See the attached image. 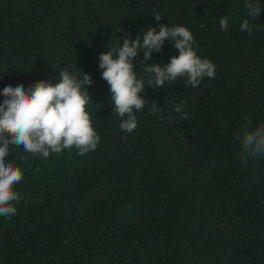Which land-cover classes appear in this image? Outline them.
Here are the masks:
<instances>
[{
    "label": "trees",
    "instance_id": "1",
    "mask_svg": "<svg viewBox=\"0 0 264 264\" xmlns=\"http://www.w3.org/2000/svg\"><path fill=\"white\" fill-rule=\"evenodd\" d=\"M244 3L0 0V92L82 70L93 80L88 111L100 136L84 155L44 159L11 146L24 179L17 214L0 217V264H264V157L245 166L234 138L245 114L264 123V31L240 29L244 19L264 27V10L252 20ZM160 24L187 27L215 77L195 88L185 77L146 86L149 105L124 132L99 55ZM178 55L166 40L146 63ZM142 61L143 53L133 61L139 76ZM151 102L163 111L150 113ZM181 102L190 119L170 120Z\"/></svg>",
    "mask_w": 264,
    "mask_h": 264
},
{
    "label": "clouds",
    "instance_id": "2",
    "mask_svg": "<svg viewBox=\"0 0 264 264\" xmlns=\"http://www.w3.org/2000/svg\"><path fill=\"white\" fill-rule=\"evenodd\" d=\"M244 7L252 20L259 18L264 10L260 0H245ZM161 17L155 14L157 21ZM219 24L221 30L227 31L229 17L220 18ZM158 28L159 31L157 26L149 27L134 40L126 35L122 37V45L119 39L118 44L99 55L102 79L109 85L111 93L112 113L121 118L120 128L124 132L136 130V113L149 105V100L141 95L146 86L161 88L185 77L195 88L205 77H215V64L198 54L199 45L187 27L160 24ZM240 29L250 35L254 31H264V27L250 23V19H244ZM166 40L172 42L179 55L172 56L166 64L148 65L146 62L152 53L160 52ZM141 53L144 76L138 75L133 62ZM57 80L55 84L38 80L27 86L24 83L14 87L8 85L0 92L4 97L0 102V217L6 220L17 214L15 204L22 197L16 191V185L24 179L23 170L8 160L11 146L22 147L26 153L47 159L53 153L73 149L84 155L95 151L100 144V136L88 111L92 103L88 91V86L93 83L91 75L65 67L59 71ZM166 99L168 105L172 104L171 96ZM184 106L183 102L173 104L178 116H169V119L189 120ZM148 108L152 114L163 111L156 102H151ZM234 138L241 143V161L245 166L251 160L264 157V123L255 125L245 114ZM123 139L126 141L127 137Z\"/></svg>",
    "mask_w": 264,
    "mask_h": 264
}]
</instances>
